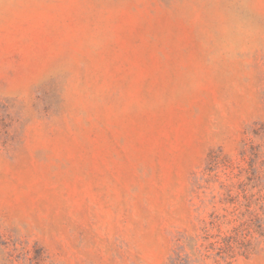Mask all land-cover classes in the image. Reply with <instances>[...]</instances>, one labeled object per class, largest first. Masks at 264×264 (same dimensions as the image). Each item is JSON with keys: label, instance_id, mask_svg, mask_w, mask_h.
<instances>
[{"label": "rangeland", "instance_id": "374dc122", "mask_svg": "<svg viewBox=\"0 0 264 264\" xmlns=\"http://www.w3.org/2000/svg\"><path fill=\"white\" fill-rule=\"evenodd\" d=\"M251 172L264 0H0V264H169Z\"/></svg>", "mask_w": 264, "mask_h": 264}, {"label": "trees", "instance_id": "16d2710c", "mask_svg": "<svg viewBox=\"0 0 264 264\" xmlns=\"http://www.w3.org/2000/svg\"><path fill=\"white\" fill-rule=\"evenodd\" d=\"M214 157V156H212ZM213 159V158H212ZM219 165L224 170L229 168L221 160H213L212 167ZM252 166V165H251ZM255 169V164H253ZM233 169V166L231 165ZM256 170V169H255ZM226 174V173H225ZM228 183L221 182V189L225 191V197L220 201L225 213L220 214L215 210L200 221L201 227L195 234L178 232L173 238V254L169 264H206L208 259L224 260L232 264L236 251L241 255L258 251L264 242V218L259 213L260 200L256 195L250 193V187L257 188L259 175L251 172L247 181H234L227 175ZM201 181L210 183L203 175L197 180L195 186L202 189ZM239 186L235 192L234 189ZM211 200V205L217 208V203Z\"/></svg>", "mask_w": 264, "mask_h": 264}]
</instances>
